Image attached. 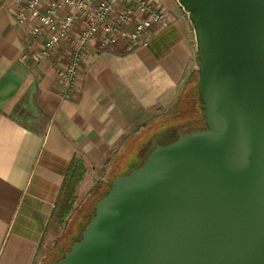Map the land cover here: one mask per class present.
I'll use <instances>...</instances> for the list:
<instances>
[{"label":"water","instance_id":"obj_1","mask_svg":"<svg viewBox=\"0 0 264 264\" xmlns=\"http://www.w3.org/2000/svg\"><path fill=\"white\" fill-rule=\"evenodd\" d=\"M201 128L114 177L53 264H264V0H176Z\"/></svg>","mask_w":264,"mask_h":264},{"label":"crops","instance_id":"obj_2","mask_svg":"<svg viewBox=\"0 0 264 264\" xmlns=\"http://www.w3.org/2000/svg\"><path fill=\"white\" fill-rule=\"evenodd\" d=\"M152 1L168 23L152 27L135 45L117 39L100 48L90 39L72 93L63 97L56 70L68 60V44L38 58L43 37L30 36L28 26L16 22L11 0H0V264L45 259L50 223L53 230L63 224L55 216L71 159L85 167L76 201L91 169L137 136H131L132 122L178 102L194 79L186 13L176 0Z\"/></svg>","mask_w":264,"mask_h":264},{"label":"built area","instance_id":"obj_3","mask_svg":"<svg viewBox=\"0 0 264 264\" xmlns=\"http://www.w3.org/2000/svg\"><path fill=\"white\" fill-rule=\"evenodd\" d=\"M16 22L28 26L30 36H42L38 58H49L68 44L66 63L56 74L63 84V97L72 93L81 54L90 39L98 47L117 39L130 45L143 42L152 27L168 23V16L152 0H11ZM26 59V53L21 56Z\"/></svg>","mask_w":264,"mask_h":264},{"label":"rangeland","instance_id":"obj_4","mask_svg":"<svg viewBox=\"0 0 264 264\" xmlns=\"http://www.w3.org/2000/svg\"><path fill=\"white\" fill-rule=\"evenodd\" d=\"M190 28V30H192V26ZM191 39L195 52L193 30L191 33ZM192 61H197L196 53H194ZM185 109H187V107L181 105L180 101H174L169 107L152 108L145 113H141L140 118H138L139 120L137 119V123L135 120L132 122V129L135 127V130L132 131L131 136L134 135V132L139 131L137 136L127 144L124 150L123 147L116 148L106 163L96 165L91 169L92 173L88 175L84 184L77 191L75 205L63 224L61 226L56 225L53 230L55 221L53 220L50 223L44 237V245L46 246V244H48L46 248H49L47 250L48 252L45 253L46 256H48V254L57 246H62L63 248L69 246L73 240L72 237L77 235L78 223L83 219L84 215L88 214L92 208L93 201H95V199L89 200L91 193L90 190L99 184L101 191H104L107 189L108 182L113 176L124 175L128 173L130 169L138 166L141 162V156H145L149 149V145L141 147L145 144L144 142H148V139L151 138L154 139V141H162L163 139L159 137L158 133L165 128L166 132L174 129L171 125L180 120V118L175 115L183 112ZM200 122H202L201 119ZM138 123L139 125H137ZM138 148H140V150H138ZM55 218H57V213ZM45 259H47V257ZM45 259L40 260L39 264H42Z\"/></svg>","mask_w":264,"mask_h":264},{"label":"trees","instance_id":"obj_5","mask_svg":"<svg viewBox=\"0 0 264 264\" xmlns=\"http://www.w3.org/2000/svg\"><path fill=\"white\" fill-rule=\"evenodd\" d=\"M197 83H198V76L196 71L194 79L186 84L185 88L182 91V94L180 95L179 98L180 104L185 105L187 109L175 115L178 116L180 120L174 123L173 125H171L172 127H174V129L180 131L182 128H185L188 125L192 127L200 126V125L203 126L202 109L200 107L201 100L197 90ZM200 119L202 120V122H200ZM158 134L159 137L163 139L162 141L160 142L158 140L154 141V139L151 138L148 139L149 140L148 142L145 141L144 142L145 144L143 143L144 145L141 146L144 147L146 145H149V149L147 150V153L155 144H165L173 140V139L167 140V138L165 137L166 128L162 129ZM143 158L144 156L143 157L141 156V160ZM84 172H85V167L82 164L81 160L77 157H73L68 166V170L64 178V181L62 183V187L58 198L57 217L61 224L72 210V206L75 201V194H74L75 187L82 179ZM112 178L109 180L108 187L104 191H101L99 184L94 186L90 190L91 193L89 200L95 199L96 201L103 194H105L110 186V181L112 180ZM95 201H93V204L95 203ZM92 213H93V205L91 210L88 212V214L84 215L83 219L78 223V233L77 235L72 237L73 239L72 242L79 238L81 230L83 229L84 225L86 224ZM72 242L70 243L69 246H65L64 248L62 246L61 247L57 246L48 254V256H46L47 259H45L42 264H53L55 261H57L59 258L63 256V252L69 249Z\"/></svg>","mask_w":264,"mask_h":264},{"label":"flooded vegetation","instance_id":"obj_6","mask_svg":"<svg viewBox=\"0 0 264 264\" xmlns=\"http://www.w3.org/2000/svg\"><path fill=\"white\" fill-rule=\"evenodd\" d=\"M202 127V125H200V126H186L185 128H182L180 131L179 130H177V129H172L171 131H167L166 132V138H167V140H171V139H174L175 137H176V135H177V133L178 132H181L182 130H188V129H190V128H201Z\"/></svg>","mask_w":264,"mask_h":264}]
</instances>
